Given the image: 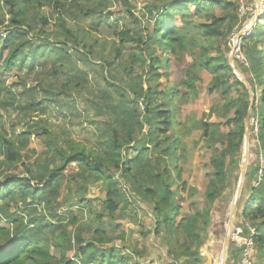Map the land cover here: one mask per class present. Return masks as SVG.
<instances>
[{"label":"trees","instance_id":"1","mask_svg":"<svg viewBox=\"0 0 264 264\" xmlns=\"http://www.w3.org/2000/svg\"><path fill=\"white\" fill-rule=\"evenodd\" d=\"M3 2L10 7L11 18L7 26L0 20V26L7 33L2 39L4 46L0 52V97H3L6 91L7 95H11V98L16 100L17 95L11 87L5 88L4 83L9 74L15 70L32 72L41 68L43 61L48 64L52 60L49 55L29 54L30 50L27 48L29 42L25 38L31 33L34 35V27L30 24L31 11H40L42 6L46 5H54L56 9L61 10L65 7L59 0H47V3L44 0H3ZM146 9L149 10V15L155 18V22L146 34V42L142 43L149 60V69L141 77L139 75L138 92L128 87V83L124 84L126 78L130 79L128 71L132 70L130 66L132 57L125 58L120 51L116 52L117 56L114 58L113 51L106 56L105 45L101 46V53H97L106 65L105 69L109 70L117 80L114 83L109 77L102 75L107 86L116 94L118 91L120 96L116 98L112 93L105 91H101L99 96L98 91L89 90L92 100L100 110L97 116L102 121L94 122L98 130L94 148L88 151L83 145L77 144L69 153L60 147L51 149V153L48 154L50 162L55 164L59 160L57 166L45 165L38 169L35 175L30 168H25L23 175L6 174L0 181V264L214 263L208 257L205 261L201 256V250L207 245L208 251H211L212 245L223 243L221 237L224 232L226 233L224 227L228 205L226 192L231 187L232 175L241 164L246 130L245 119L251 103L249 91L238 80L232 85L243 86L244 91L237 90L236 97L233 98L230 84L227 82L228 74L231 72L230 65L215 63L211 55L217 43L226 38L225 21L229 20V13L234 11L235 3L233 0H163L162 2L155 0ZM111 15L113 13L110 12ZM85 16L92 17L93 31H98L102 19L110 18L102 17L103 11L100 10V6L90 9ZM96 19L99 21L95 24ZM233 19L232 26L238 22L237 15ZM39 21L42 26L49 25L45 15H41ZM226 27H229V23ZM119 34L122 44L131 39L126 32ZM1 36L0 33V39ZM34 36L47 35L41 33ZM62 38L67 46L69 43L74 45L75 53L78 54L81 51L79 47H82L88 54L94 55L95 42H88L85 37L80 40L74 37L73 42L68 41V36ZM249 38L257 40L251 56L260 64L259 70L248 79V83L255 96L252 115L258 126L257 156L262 157L263 161L253 164L246 174L247 183L239 202L242 209V222L239 227L243 228L246 234L249 232L248 226L255 230V252L263 254L264 17L262 22L251 31ZM187 54L190 55L191 62L182 74V78L177 80L173 87L161 89L160 82L166 74L164 72L172 70L173 61L180 65L183 56ZM118 59L121 63L116 64ZM59 67L61 70L69 69L64 64ZM203 70L213 75L210 93L215 95V99L211 113L216 114L217 111L219 117L223 116L224 121L219 123L197 120L194 112L188 116L184 115L186 106L201 94L199 82ZM76 72L82 78L84 85L89 83L87 73L81 69ZM78 86L81 84L79 83ZM36 88H28L24 84L22 90L18 89L19 96L29 99L25 105L16 109L24 116L48 108L42 106L41 101L35 98ZM258 90H261L260 95ZM43 91L49 92L45 89ZM126 91L127 94L132 92L136 98L132 100L135 109L131 113L119 108L120 97L123 98ZM1 104L7 106L9 102L3 100ZM140 104L144 105L142 112L139 111ZM196 128L201 131V140H209L213 143L212 146L202 144L210 152L206 172L208 179L206 178L204 185L199 183L201 178H197L196 171L191 172L199 165V156L191 154L194 148L191 137ZM29 129L33 131L21 133L17 142L4 139V160L7 164L13 166L20 163L22 161L20 149L28 146L33 133L41 136L38 131H45L32 126H29ZM137 133L139 137L136 138ZM134 153L136 155L132 156ZM71 164L78 167L79 172L74 176L78 182L75 183L85 188L84 193H88V189L84 186H87L85 184L89 181L102 182L108 187V200L102 203L93 224L88 227H81L76 223V213H69L67 220L59 217L57 213L52 214L53 219L56 220L54 222L48 219L44 212L46 207L51 209L50 206L57 203L61 197L65 174ZM125 182L130 187L129 201L117 189L118 184L124 185ZM75 196L68 194L63 200L65 199L67 205L70 202L73 204ZM155 197L158 199L155 200ZM139 199L146 201L144 206L153 214L152 226L149 230H145L143 226L140 238L154 236L158 245L161 240L166 239V256L162 249L154 246L149 239L146 243L150 251L148 257H144L145 251L135 256L121 249L107 247L111 239L105 234L103 216L106 212L110 215L114 214L119 209L120 200L125 207V204L132 205ZM13 202H21V205L16 212L10 213L6 208ZM217 202L223 206H221L222 223L210 240L204 238L202 234L211 227L212 210ZM79 204L80 202H76L70 207L79 208ZM62 222H67V226H63ZM110 231L114 233V230ZM71 242L74 243L73 256L69 255ZM241 254L242 247L233 242L229 248L227 264L231 262L239 264ZM84 257L86 259L81 263L80 260Z\"/></svg>","mask_w":264,"mask_h":264},{"label":"rangeland","instance_id":"2","mask_svg":"<svg viewBox=\"0 0 264 264\" xmlns=\"http://www.w3.org/2000/svg\"><path fill=\"white\" fill-rule=\"evenodd\" d=\"M44 1L47 3V0ZM59 1L65 7L62 10L56 9L54 5H46L42 6L40 11H31L30 24L34 27V35L44 33L47 36H34L31 33L25 38L29 42L27 48L30 50L29 54H31V56L34 55V53L39 56L44 54L51 56L52 60H50L48 64L43 61L42 67L37 68L32 72L15 70L13 73L9 74L4 83L5 88L11 87V90L16 93L17 99L13 100L11 95H7L6 91H4L5 95L0 97V181L3 180V176L6 174L23 175L25 173V168H30L31 172L35 175L38 169L40 170L48 164L51 165L52 163L48 156V154L51 153V149H59L60 147L69 153L71 148L75 147L77 144L83 145L88 151L94 148V144L97 142L98 133L94 122L98 121L100 123L102 121H100V117L97 116L100 110L95 105V101L92 100L89 90L94 89L98 91V95L101 91H105L109 94L112 93L116 98H119L120 96L118 91L117 95L113 89L109 88L106 84L104 76L109 77L114 83H116L117 80L110 74L109 70L105 69L106 65H104L100 57L97 56V53H101L102 51V45L106 46V56H108L110 51H113L114 53L112 57L114 58L117 56L116 52L120 51L125 58H129L128 56L132 57V64L130 65L132 70L128 71V77L130 79L126 78L124 84L126 85V83H128L127 86L132 87L135 92H138L140 89L139 75L141 77V75L149 69V60L145 49L142 48V43L146 42V34L150 31L155 22V18L149 15V10H147L146 7L153 4L155 0ZM162 1L163 0H160V2ZM233 1L235 3V9L229 13V20L225 21L224 26L226 38L217 43L216 49L211 51V55L212 58H214L215 63H228L230 65L231 72L228 74L227 82L231 85H229V87L234 98L236 97L237 90L243 92L244 89L243 86L236 87L233 86L232 83L237 80L241 81L249 91L244 82L248 83V79L253 77L254 73H256L260 67L258 60H255L251 56V51L256 45L257 40L250 39L249 35L251 31L256 28L257 24L262 22L264 17V0ZM35 6H37L36 3ZM95 6H100V10L103 11L102 17H110L106 20L102 19L98 31L91 30L93 27V19L92 17L85 16V13L90 9H93ZM110 12L113 13V15L110 16ZM41 15L47 16L49 25L42 26L39 21ZM236 15L238 22L232 26L234 22L233 17ZM116 17H118V20H116ZM10 18V7L6 5L3 0H0V20L5 26H7L10 23ZM97 19L95 20V24L99 21ZM228 23L229 27L227 28L226 25ZM262 24L263 23H261V25ZM121 32L128 33L131 39L126 40L123 44L120 43L122 39L119 33ZM0 33L2 34V38L0 39L1 52L4 46L2 39L7 34L5 29L1 26ZM62 36H68V41L72 42L74 37L76 40L85 37L88 42H95L96 48L94 55L88 54V52L82 47H79L81 51L78 54L75 53L73 48L74 45L72 43H69L68 46L64 44V38H62ZM235 36H239L238 40L241 46L240 58L236 57V53L233 49V41L236 42V40H234ZM182 60L183 62L180 65L173 61L172 70L164 72L166 74H164L161 79V89L163 87H173L176 81L182 78V74L185 73L189 62H191L190 55L187 54L186 56H183ZM119 63H121L120 59L116 61V64ZM61 64H64L65 67H68L69 69L61 70L59 67ZM79 69L89 75L88 84L86 83L84 85L82 78L78 76L76 71ZM212 79L213 75L206 70L202 71L201 81L199 82L201 94L191 104L186 106L184 115L188 116V114L194 112L197 120H206L210 123L224 121L223 116L219 117L217 111L216 114L211 113L214 104L213 99H215V95L210 93ZM79 83L81 86H78ZM24 84H26L28 88L37 87L35 98H38V100L41 101L42 106L48 107L45 111L39 110L30 113L28 116H24L20 110H16L19 106L25 105L29 100L27 97L19 96L18 94V89L22 90ZM43 89L48 90L49 92L47 93L43 91ZM260 93L261 90H258L259 95ZM134 99L136 98L132 92H129V94H127V91L124 92L123 98L120 97L121 103L119 108L131 113L135 109V105L132 103V100ZM3 100H8L9 104L7 106L1 104ZM12 103L14 105H11ZM143 110L144 105L140 104L139 111L142 112ZM253 120L254 116L251 113L249 125L250 154L247 161V172L253 164L262 163L263 161L262 157L258 158L257 156L258 143L256 141V135L258 132V126L255 124L256 121L254 120L253 122ZM29 126L35 127L39 130L45 129V131H38L41 136H36V134L33 133L28 146L20 149L22 156V161L20 163L13 166L7 164L4 160V139L6 138L17 142L18 136L21 133H29L33 131L29 129ZM197 129L198 128H196L191 137L194 145L193 150L191 149V154L194 153L199 156V165H197V168L194 166L195 170H192L191 172L196 171L197 178H201L199 183L204 185L208 179L206 177V172L208 171L210 152L207 151L202 144L204 145L205 143L208 146H212L211 144L213 143L209 140H201V131ZM213 130L215 133V128H213ZM45 132L47 133L45 134ZM137 137H139L138 133L136 134V138ZM135 155L136 153L132 154V156ZM58 164L59 160L56 161L55 164H52L51 167H55ZM78 172V167L75 164H71L69 170L65 174L64 183L62 184L63 187L61 189V197L57 202L58 204L53 203L52 206H50L51 209L46 207L45 211L43 210V207L41 209L45 212L48 219L54 222L56 220L53 219L52 214L57 213L59 217H64L65 220H67L69 213H76V223L81 227H88L93 224L96 213H98L102 203L108 200V187L103 185L102 182L92 183L89 181L85 184L87 186H84L88 189V193H84L85 188L83 189L81 188L83 186L76 185L75 183L78 182V180L74 176L77 175ZM2 173L4 174L2 175ZM240 174L241 164L237 171L232 175L231 187L226 192V200L228 201L224 227L226 230L229 221L228 214L230 205L237 190ZM246 183L247 179L245 180L244 187ZM128 188L130 187L126 182L124 185H117V189L122 193V196L126 197V199L130 198ZM68 194L76 195L73 204L70 202L67 205L65 199L63 200ZM157 199L158 197H155V200ZM120 201L118 203L119 209L114 214L110 215L106 212L102 218V223L106 227L105 234L108 239H111V243L108 244L107 247L121 249L125 252L127 251L131 255L135 254V256H137V254L140 255L139 252L145 251L144 257H148L150 251L147 249L148 247L146 243L149 239V242L153 243L154 246L156 245V247H160L163 253L167 255V245L165 244L166 239L161 240L160 245H158L154 236H150L149 238L143 237L140 241H137L138 244L132 239L133 227L139 224L138 222H133L134 216H136V218H142L144 216V208L146 207H143V205H145L144 203L146 201L139 199L132 205L128 202L129 204H125V207ZM76 202H80L79 208H77V206L70 207L71 205L76 204ZM239 202L237 204L236 218H238L242 212ZM20 205L21 202H13L6 209L10 213H14L18 210ZM184 207H186V205ZM62 223L63 226H67V222ZM68 225L70 226V222ZM235 227L238 226L235 224ZM110 230H114V233ZM124 231L125 233L123 234ZM215 234L214 230L210 227L209 231L204 232L202 235L204 238H210L211 240ZM245 235H247L246 232H244L243 236ZM86 237L91 239L89 236ZM225 238L226 233L224 232L221 237L223 243ZM223 243L212 245L213 247L211 251H208V247H203V259L206 261L208 257L213 260V264H219L222 258ZM73 245L74 243L71 242L69 248L71 251L69 255L71 256H73L74 251ZM85 259L86 257L80 260V262L82 263ZM229 264H232V262ZM255 264H264V252L263 254H258L257 251L255 252Z\"/></svg>","mask_w":264,"mask_h":264},{"label":"water","instance_id":"3","mask_svg":"<svg viewBox=\"0 0 264 264\" xmlns=\"http://www.w3.org/2000/svg\"><path fill=\"white\" fill-rule=\"evenodd\" d=\"M244 83L246 84V86L248 87V89L250 91L251 103L249 106L247 117L245 119L246 130H245L243 145L245 143V139L249 138V125H250V120H251V113H252L253 106L255 104V96L252 92L250 85L247 82H244ZM242 151H243V146H242ZM248 157H249V150H247V152L244 153L243 158H242L241 174H240V178L238 181L236 194L234 195V198H233L232 203L230 205V210H229V214H228L229 221H228L227 230H226V238H225V241L223 243L222 258H221V261L219 264H226L227 258H228V250L233 243L232 237L234 234L237 233V228L235 227L237 204L240 200V197H241V194H242V191L244 188V183L246 180ZM202 254H204V250L202 251Z\"/></svg>","mask_w":264,"mask_h":264},{"label":"built area","instance_id":"4","mask_svg":"<svg viewBox=\"0 0 264 264\" xmlns=\"http://www.w3.org/2000/svg\"><path fill=\"white\" fill-rule=\"evenodd\" d=\"M238 37L239 36L234 37V40H236V42L233 41V49L234 52L236 53V57L240 58L241 46ZM255 124L257 126L256 122ZM236 228H237V233L233 235L232 239L234 243L242 247V254L239 264H255V241H254L255 230L248 226L249 232L247 235L243 236L244 234L243 228L241 227H236Z\"/></svg>","mask_w":264,"mask_h":264},{"label":"crops","instance_id":"5","mask_svg":"<svg viewBox=\"0 0 264 264\" xmlns=\"http://www.w3.org/2000/svg\"><path fill=\"white\" fill-rule=\"evenodd\" d=\"M222 204L220 202H217L212 210V224H211V228L214 230V232L216 233L218 231V229L220 228V224L222 223L221 219H222ZM143 207H146L143 205ZM145 209V214L142 218L138 217L136 218V216H134V220L133 222H138L139 224L137 226L133 227V235H132V239L135 240V242L137 243V241H140L141 237V231L143 229V226L145 227V230H149L150 227L152 226V221H153V214L152 211H150L148 208H144ZM241 214V213H240ZM242 222V217L241 215L238 216V218L235 219V224L236 226L239 227V225ZM138 244V243H137ZM207 247V245H205ZM204 246V247H205ZM202 251V250H201ZM166 256V254H165ZM201 256H202V252H201Z\"/></svg>","mask_w":264,"mask_h":264},{"label":"bare ground","instance_id":"6","mask_svg":"<svg viewBox=\"0 0 264 264\" xmlns=\"http://www.w3.org/2000/svg\"><path fill=\"white\" fill-rule=\"evenodd\" d=\"M247 150H250V140H249V138L245 139V143L243 145V151H242V154H241V159L243 158V155H244L245 152H247ZM241 162H242V160H241Z\"/></svg>","mask_w":264,"mask_h":264}]
</instances>
